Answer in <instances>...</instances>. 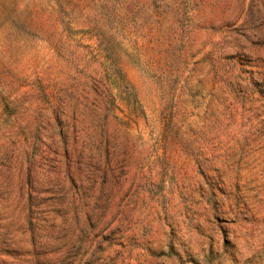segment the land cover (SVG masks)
Returning <instances> with one entry per match:
<instances>
[{
  "label": "rangeland",
  "instance_id": "1",
  "mask_svg": "<svg viewBox=\"0 0 264 264\" xmlns=\"http://www.w3.org/2000/svg\"><path fill=\"white\" fill-rule=\"evenodd\" d=\"M0 264H264V0H0Z\"/></svg>",
  "mask_w": 264,
  "mask_h": 264
}]
</instances>
